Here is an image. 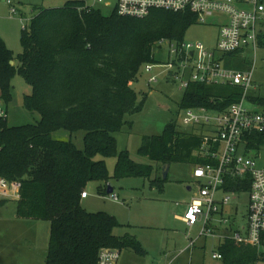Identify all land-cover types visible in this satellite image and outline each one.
<instances>
[{"label":"trees","instance_id":"1","mask_svg":"<svg viewBox=\"0 0 264 264\" xmlns=\"http://www.w3.org/2000/svg\"><path fill=\"white\" fill-rule=\"evenodd\" d=\"M196 23L192 13L167 11H154L144 19L121 17L116 11L106 16L85 0H76L62 8L38 9L23 31V51L16 59L0 36V101L6 106L12 102L13 81L19 74L32 88L24 98L25 109L41 117L34 125H3L0 177L21 184L19 219L50 224L46 264H98L105 248L146 254L134 236L115 235L121 227L116 217L86 211L82 194L92 182H99L107 194L111 179H151L153 166L137 163L128 150L118 153L116 136L124 126L132 127L126 115L142 109L144 100L133 85L145 65L159 62L156 45L162 40L184 42ZM260 42L264 47V36ZM184 93L182 109L221 111L243 95L238 87L203 84H192ZM252 101L264 105V99ZM61 130L71 135L84 132V149L72 140H55L53 134ZM248 141L247 151L258 153L264 146L263 135ZM202 144L201 132H184L172 122L160 136H144L138 154L162 166L216 164L203 154ZM110 157L117 158L113 177L105 160ZM250 188V177L230 179L225 191L249 193ZM218 250L220 264L264 262L258 247L233 240L221 241Z\"/></svg>","mask_w":264,"mask_h":264},{"label":"rangeland","instance_id":"2","mask_svg":"<svg viewBox=\"0 0 264 264\" xmlns=\"http://www.w3.org/2000/svg\"><path fill=\"white\" fill-rule=\"evenodd\" d=\"M10 1L20 14L12 15L9 6L0 0V34L16 59L23 51L21 37L24 28H29L32 18L38 14L33 8H62L69 0ZM109 1L112 6H100L106 16L114 12L116 2V0ZM225 19L224 16H217L211 18L207 24L197 22L187 31L185 42H201L206 47L215 49L219 29ZM260 30L264 33V22ZM158 45L155 55L158 61H162L164 55L156 51ZM228 62L240 70L253 69V87L249 96L264 99V47L260 45L256 54L253 49L248 48L244 53L228 57ZM153 76L156 82L151 84L150 79ZM13 86L12 102L7 106V125L17 127L37 124L41 119L40 115L27 111L24 106L25 96L32 93L31 86L19 74L15 76ZM133 88L139 100H144V103L139 112L126 115L125 121L131 123L132 127L128 124L121 133L117 134L118 153L128 150L131 158L137 163L154 165V162L138 154L144 136H160L166 125L172 122H176L184 132L193 130L200 133L201 125L188 128L182 125L181 115L184 112L181 102L185 93L177 83L168 80V72L165 68L156 67L148 73L143 67ZM246 106L251 107L249 103ZM84 136L85 133L82 131L71 135L68 131L61 130L53 134L55 140H72L79 149H84ZM102 159V157L97 158V160ZM105 160L109 175L113 177L117 158L110 157ZM257 162L259 167L264 168V148L260 156H257ZM161 167L162 165L158 164L157 180L162 179L159 170ZM153 168L157 170L156 167ZM191 169L187 164L173 165L168 181L162 186L150 185V181L143 178L111 179L109 185L114 189L111 195L102 193L99 182H92L87 186L86 192L89 198L82 201V206L88 211H103L115 216L122 224L117 236L127 233L134 235L148 252L147 257L138 258L125 250L121 253L120 264H220L213 259V253L217 251V241L200 237L201 225L190 229L176 218V214L184 216L186 204L191 203L196 190L193 185L194 191H188V181L185 182L190 177ZM113 195L118 196L119 199H112ZM225 196H229L231 204L224 209V214L236 220L233 229H238L239 225L246 223L249 193ZM221 197L222 195L219 194V199ZM16 208L15 202H5L0 206V264H45L44 241L40 240L37 243L33 239L30 233L36 231L29 225L36 224L27 223L47 222L17 220ZM191 241L196 242L195 246L186 251Z\"/></svg>","mask_w":264,"mask_h":264},{"label":"built area","instance_id":"3","mask_svg":"<svg viewBox=\"0 0 264 264\" xmlns=\"http://www.w3.org/2000/svg\"><path fill=\"white\" fill-rule=\"evenodd\" d=\"M109 2L85 0L91 8L110 7ZM114 11L121 17L135 19H144L154 11L192 13L200 24H207L217 16L228 18V22H223L219 29L215 49L201 42L162 40L156 51L164 55V60L147 64L144 68L148 73L156 67L165 68L168 80L177 83L184 91L192 84L234 86L243 91L241 100L225 111L205 107L183 109L182 125L187 128L201 125L202 152L217 163L194 168L198 198L187 206L182 220L190 229L201 225L200 237L233 240L258 247L264 253V168L258 166L254 151H247L249 138L256 134L264 136V108L259 109L253 101L248 102L253 87V69L240 70L228 65L230 56L244 53L248 48L255 54L259 50L264 36L258 26L264 20V0H116ZM11 13L17 14V10L12 8ZM154 82L155 76L150 79L151 84ZM248 103L250 108L246 106ZM7 120V106L0 102V150L3 125ZM249 177L247 226L246 233L242 234L233 231L231 217L224 216V209L231 204L229 196L225 195L238 193L226 192L225 187L230 179L245 180ZM20 193V183L0 177V201L18 200ZM87 195V192L82 194V198ZM112 199L119 198L113 195ZM195 243L191 241L188 249L194 248ZM120 257V250L105 248L99 254L98 264H117ZM213 258L221 260L222 255L214 253Z\"/></svg>","mask_w":264,"mask_h":264},{"label":"crops","instance_id":"4","mask_svg":"<svg viewBox=\"0 0 264 264\" xmlns=\"http://www.w3.org/2000/svg\"><path fill=\"white\" fill-rule=\"evenodd\" d=\"M69 1H72V0H69ZM69 1H67V2H69ZM1 2L2 3H5L7 6H9V8H10V12H11V9L12 8H15L16 10H17V14L19 13L20 14V11L14 6V4L10 1V0H1ZM8 2H11V4H8ZM66 2V3H67ZM110 3V5L112 6V3L111 2H109ZM116 3V2H115ZM115 5V4H114ZM107 7V6H106ZM50 8H53V7H50ZM50 8H39V7H34L33 8V10H34V12L36 11H38V9H50ZM96 9H98V10H101L100 9V6H98ZM35 12V13H36ZM17 14H12V15H17ZM225 17V16H224ZM34 18V17H33ZM32 18V19H33ZM32 21V20H31ZM228 22V18H226L225 19V23H227ZM263 22H264V20L263 21H261L260 23H259V31H260V33H262L263 34V31L262 30H260V28H261V26H262V24H263ZM222 24V23H221ZM25 29V28H24ZM0 36H1V34H0ZM2 37V36H1ZM3 38V37H2ZM3 40H4V38H3ZM5 41V40H4ZM5 43H6V41H5ZM7 45V44H6ZM8 47V46H7ZM9 48V47H8ZM10 49V48H9ZM11 50V49H10ZM12 51V50H11ZM14 65H16V62H14ZM185 92V91H184ZM251 92V91H250ZM0 97H1V90H0ZM249 101L250 102H252V97H250L249 96ZM0 102H2V101H0ZM253 103V102H252ZM255 104L254 105H258L259 106V109H261V108H264V105H261L260 103H258V102H254ZM202 136V135H201ZM203 138V137H202ZM118 142V141H117ZM202 146H203V144H202ZM264 148V146H262V149ZM202 149V148H201ZM260 153H261V151L260 152H258V153H256V152H254V155H255V157H257V156H260ZM141 164V163H140ZM173 165H180V164H173ZM173 165H170V169H169V173H168V178H169V174H170V172H171V168H172V166ZM151 166H154V167H156L157 168V166H158V164H156V163H154V165H151ZM163 168H164V166H162L159 170L161 171V178H162V180H164L163 179ZM192 169H191V174H190V177L185 181L186 183H187V181H188V191H190V192H193L194 191V187H193V185L195 186V188H196V190H195V193H194V195H193V197H192V199H191V202L194 200V199H196V198H198V184H197V182H196V180H194V178H193V170H194V168L193 167H191ZM158 171V168H157V170H154L153 171V173H152V176H151V179L149 180L150 181V185H153V184H151L152 183V181H155V180H157V175H156V172ZM168 178L166 179V181H168ZM113 189L111 186L109 187V189ZM108 189V190H109ZM113 193H114V189H113ZM112 193V194H113ZM107 194H108V192H107ZM109 195H111V194H109ZM222 196H223V193L221 194ZM89 198V194L87 195V197L86 198H82L81 199V205H82V201H85V200H87ZM119 198V197H118ZM20 199V198H19ZM18 199V200H19ZM18 200H3V201H6V202H15V203H17L18 202ZM1 202V201H0ZM190 203H187L186 204V208H187V206L189 205ZM83 207V206H82ZM84 208V207H83ZM17 209V208H16ZM85 209V208H84ZM86 211H88L87 209H85ZM88 212H90V213H98V212H103V211H88ZM224 212V211H223ZM104 213H106V212H104ZM183 213V212H182ZM108 214V213H107ZM109 215H111V214H109ZM182 214H176V218L178 219V221L181 223V224H183V225H185L186 227H188L187 225H186V223L182 220V217L183 216H181ZM17 216V215H16ZM111 216H113V215H111ZM224 216H225V214H224ZM115 217V216H114ZM227 217H230V216H227ZM16 219L18 220L19 218L18 217H16ZM232 219V224H231V227H232V229H233V226H234V224H236V220L235 219H233V218H231ZM21 220V219H20ZM120 222V221H119ZM27 224H36V225H29L30 226V228L31 229H34L36 232L35 233H30L31 234V236L33 237V239L38 243L40 240H43L44 241V245H45V247H44V250H45V255H44V259H45V264H46V256H47V249H48V243H49V237H50V224L49 223H27ZM120 224H121V222H120ZM121 226H122V224H121ZM246 226H247V217H246V223L244 224V225H239L238 226V229H233V230H235V231H238V232H240V233H242V234H245L246 233V230H245V228H246ZM121 228V227H120ZM120 228H118V229H116L115 230V235L117 236V232H118V230H120ZM195 228H197V227H194V228H191V229H195ZM37 231H39V232H37ZM220 231H227V230H220ZM125 235H131V234H129V233H127V234H125ZM125 235H123V236H117V237H119V238H121V237H124ZM131 236H134V235H131ZM135 237V236H134ZM136 238V237H135ZM212 239H214V238H212ZM214 240H216L217 241V251H215L214 253H219L220 254V252H219V250H218V246H219V243L221 242V240H219V239H214ZM236 242V241H235ZM238 243V242H237ZM140 244H141V242H140ZM242 244V243H241ZM142 245V244H141ZM142 247L144 248V246L142 245ZM144 250H145V252H146V254L144 255V256H140V255H138V254H136L135 252H133V251H131V250H126V251H128V252H131L132 254H134L136 257H138V258H145V257H147V255H148V252H147V250L144 248ZM187 250H190V249H186V251ZM123 251H125V250H123ZM122 251V252H123ZM185 251V252H186ZM121 252V253H122ZM214 253H213V255H214ZM121 258V257H120ZM214 259V258H213ZM214 260H217V261H219L220 263H221V260L220 259H214ZM119 261H120V259H119ZM118 261V263L117 264H120V262ZM122 264V263H121Z\"/></svg>","mask_w":264,"mask_h":264},{"label":"water","instance_id":"5","mask_svg":"<svg viewBox=\"0 0 264 264\" xmlns=\"http://www.w3.org/2000/svg\"><path fill=\"white\" fill-rule=\"evenodd\" d=\"M11 65L14 66V61L11 62ZM170 165H165L163 168V179L166 180L168 178V173H169ZM113 189L108 190V194H112Z\"/></svg>","mask_w":264,"mask_h":264}]
</instances>
